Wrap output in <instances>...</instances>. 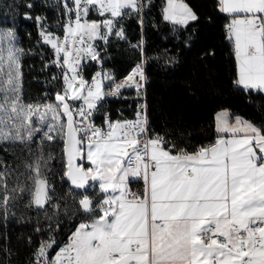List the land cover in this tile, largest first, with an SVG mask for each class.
Segmentation results:
<instances>
[{
  "label": "snow or ice",
  "instance_id": "obj_1",
  "mask_svg": "<svg viewBox=\"0 0 264 264\" xmlns=\"http://www.w3.org/2000/svg\"><path fill=\"white\" fill-rule=\"evenodd\" d=\"M71 4L64 0L62 38L43 29L40 33L54 50L52 63L64 69L57 103H24V52L14 44V31H0V144L28 145L41 134V154L27 165L33 173L30 205L43 208L52 200L53 189L42 173L52 156L45 159L42 146L54 139L64 144V175L71 184L85 189L96 181L104 194L102 200L83 195L71 215L86 219L51 259L55 237L42 241L34 264H264V126L218 113L216 140L194 152L177 149L160 135L148 136L147 116L141 112L135 120L106 117L105 126H97L92 117L102 100L133 83L141 88L137 77L144 80L143 68L137 65L124 81L104 91V81L113 77L96 73L89 82L81 62L99 59L93 43L97 38L106 42L114 32L124 39L117 18L139 12L143 5L140 0ZM218 10L229 17L225 32L233 44L234 83L264 91V0H218ZM91 12L108 18L90 20ZM163 18L187 25L198 17L183 0H167ZM85 156L93 167L76 163ZM135 179L143 180L142 193L129 188ZM0 188L6 218L17 198L13 194L26 189L9 190L4 172Z\"/></svg>",
  "mask_w": 264,
  "mask_h": 264
},
{
  "label": "trees",
  "instance_id": "obj_2",
  "mask_svg": "<svg viewBox=\"0 0 264 264\" xmlns=\"http://www.w3.org/2000/svg\"><path fill=\"white\" fill-rule=\"evenodd\" d=\"M29 1L0 0V28L14 31L17 46L24 52L21 58L23 101L38 104L54 98L49 82L51 72L43 70V60L35 47L37 34L33 21L28 18L32 13L27 7ZM183 2L198 17L183 26H173L164 20L165 0H140L142 10H130V15L117 18V28L123 27L125 38L114 37L107 45L104 67L113 79H120L143 61L151 136L160 135L177 149L194 152L199 146L214 143L217 137L214 116L219 110L227 109L257 126H264V94L244 90L234 83L233 44L225 33L229 17L218 10V0ZM49 5L51 20L58 13L66 18L64 6L55 0ZM42 48L47 50L46 46ZM40 135L28 145L0 144V172L5 173L8 189L18 186L26 189L22 194H13L17 198L11 201L6 218L0 206V264H34V253L51 232L58 240L62 239L86 219L80 214L71 215L83 195L100 199L95 185L84 191L71 188L64 175L63 142L54 139L42 146L45 159L52 156L47 168L42 169L53 189L49 193L52 200L43 208L30 205L33 173L27 165L33 164L41 154ZM3 196L0 188V200ZM47 226L55 227L50 231ZM53 251L49 250V259Z\"/></svg>",
  "mask_w": 264,
  "mask_h": 264
},
{
  "label": "built area",
  "instance_id": "obj_3",
  "mask_svg": "<svg viewBox=\"0 0 264 264\" xmlns=\"http://www.w3.org/2000/svg\"><path fill=\"white\" fill-rule=\"evenodd\" d=\"M52 0H30L28 5L29 10L32 11L28 15V18L33 21L34 29L37 34V41L35 42V47L39 50L41 59L43 60L42 68L45 72H51L49 77V82L52 85L53 91V98L55 99V95L57 92L61 91L63 88L62 84V73L64 69L61 67L53 64L54 57V50L51 48L50 45L44 43L40 33L41 30H46L48 32L55 33L57 36L63 37V15L61 13L56 14L55 19L51 20L48 15V11L50 10V2ZM37 18H40L39 21ZM65 19V18H64ZM226 33V32H225ZM114 39V36L110 35L108 40L105 42L100 39H96L93 43L96 47V50L99 52V59L98 60H91L87 58L81 62V70L83 76L86 80L91 82L92 77L96 73H107L109 72L104 67V51L107 45ZM142 44V43H141ZM43 46L47 47V50L42 48ZM137 65H142L143 73L145 77V67L144 62ZM135 65L130 72L123 78L120 79H113V80H105L104 81V91H111L114 87V84H119L125 80L127 76H129L133 69L136 68ZM138 82L142 85L141 88H137L136 84H131L128 87L121 88L118 95H109L106 96L102 102L99 104L98 109L93 113V121L97 126H105V118H109L112 121H123V120H135L137 118V113L141 112V115L147 116V105H146V77L144 80H139L137 77ZM48 93H44V96H48ZM80 102H75L74 107H78ZM147 126L149 129L148 124V117H147ZM148 136H151L150 130L148 132ZM208 145V144H206ZM129 188L133 192H140L142 193L144 190V182L142 179L135 182L133 185H129ZM55 227V226H53ZM53 227L47 226L48 229H52ZM75 230V227L69 230L65 237L62 239H57L55 234L52 232L48 235L46 241L49 237H55L56 244L53 246V253L51 257L55 255V252L58 251V248L62 246L64 243L67 242L68 236L71 234L72 231ZM51 250V249H50ZM50 257V259H51ZM34 262V256H33Z\"/></svg>",
  "mask_w": 264,
  "mask_h": 264
},
{
  "label": "crops",
  "instance_id": "obj_4",
  "mask_svg": "<svg viewBox=\"0 0 264 264\" xmlns=\"http://www.w3.org/2000/svg\"><path fill=\"white\" fill-rule=\"evenodd\" d=\"M69 4H71V0H69ZM166 4H167V0H165V3H164V6H163V9L165 8V6H166ZM71 6H72V4H71ZM70 6V7H71ZM132 11H135V10H132ZM225 14V13H224ZM227 15V14H226ZM228 16V15H227ZM90 20H102V19H105V18H108V14H105L104 16H100L98 13H95V12H91L90 14H89V17H88ZM166 21V20H165ZM168 23H170L171 25H173V26H183V25H181V24H174L173 22H171V21H167ZM239 87H241V86H239ZM242 88V87H241ZM243 89V88H242ZM253 91H259V92H262L263 94H264V91H260V90H253ZM221 112H227L228 114H229V116H230V119L232 120V121H234L235 120V118L236 117H241V116H239V115H234V114H232L229 110H227V109H222V110H219V111H217L216 113H215V116H214V131H215V134H216V136L218 135V133H217V121H216V116H217V114L218 113H221ZM241 118H243V117H241ZM244 119V118H243ZM244 120H246V119H244ZM248 121V120H247ZM222 135H224V136H227V133H223ZM217 138V137H216ZM216 140V139H215ZM79 164L80 165H84V168H88V167H93V165L90 163V161H88L87 159H86V156H85V158H83V159H81L80 160V162H79ZM140 179H135V180H132L131 182H137V181H139ZM131 182L129 183V185H131ZM95 187H96V189H97V191H98V193H99V195H100V200H102L103 198H104V194L103 193H101L100 192V190H99V187H98V182H95ZM34 205V204H33ZM35 206V205H34ZM35 207H37V206H35ZM38 208H40V207H38Z\"/></svg>",
  "mask_w": 264,
  "mask_h": 264
},
{
  "label": "rangeland",
  "instance_id": "obj_5",
  "mask_svg": "<svg viewBox=\"0 0 264 264\" xmlns=\"http://www.w3.org/2000/svg\"><path fill=\"white\" fill-rule=\"evenodd\" d=\"M56 1V3L58 2L59 4H61L62 6L64 5V0H55ZM66 19V18H65ZM118 29V28H117ZM3 30H9V29H3V28H0V31H3ZM112 36H114V37H117L115 34H114V32H113V34H111ZM14 44H15V46L16 47H18L17 46V39H16V37H15V41H14ZM3 46H7L6 45V42L3 44ZM24 103L25 104H31V103H26L25 101H24ZM54 103H57L56 101H55V99L54 100H47V101H44L43 103H36V104H33V105H41V106H43V105H47V104H54ZM41 110H43V107H41ZM49 122H51V120L49 119ZM79 160H81V159H79ZM91 185H94V184H91Z\"/></svg>",
  "mask_w": 264,
  "mask_h": 264
},
{
  "label": "water",
  "instance_id": "obj_6",
  "mask_svg": "<svg viewBox=\"0 0 264 264\" xmlns=\"http://www.w3.org/2000/svg\"><path fill=\"white\" fill-rule=\"evenodd\" d=\"M63 149H64V144H63ZM79 162H80V160H77V161H76V163H78V164H79ZM65 178L69 181L71 188L74 189V190H76V191H84V190H86L87 188H89L90 185H91L92 183L96 182V181H91V180H90L89 183H88V185L86 186L85 189H78V188H76L75 186H73V185L71 184L70 180H69L66 176H65Z\"/></svg>",
  "mask_w": 264,
  "mask_h": 264
}]
</instances>
